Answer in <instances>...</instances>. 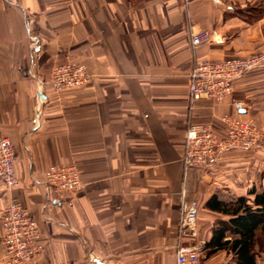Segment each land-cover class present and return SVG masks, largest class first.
<instances>
[{
  "label": "crops",
  "instance_id": "1",
  "mask_svg": "<svg viewBox=\"0 0 264 264\" xmlns=\"http://www.w3.org/2000/svg\"><path fill=\"white\" fill-rule=\"evenodd\" d=\"M201 30L224 42L193 49L191 31ZM262 51L264 0H0V138L15 147L19 180L16 189L0 181V219L13 201L32 213L41 250L27 264H176L185 201L197 208L196 239H239L218 206L243 197L252 205L250 191L264 187V148L230 149L185 176V135L192 119L223 137L224 116L264 132V66L221 102L191 104L189 76L197 59ZM69 63L91 79L57 91L51 71ZM52 165L75 166L81 187L64 195L47 187ZM1 240L0 222L6 264ZM201 264L237 257L230 245L212 246Z\"/></svg>",
  "mask_w": 264,
  "mask_h": 264
},
{
  "label": "built area",
  "instance_id": "2",
  "mask_svg": "<svg viewBox=\"0 0 264 264\" xmlns=\"http://www.w3.org/2000/svg\"><path fill=\"white\" fill-rule=\"evenodd\" d=\"M191 46L197 49L204 43H223L224 38L210 30L191 31ZM264 66V51L246 57L224 60L197 59L190 73V103L202 99L224 101L233 92L236 81L249 71ZM35 77L34 73H30ZM91 75L83 64L55 66L48 80L57 91L77 88L89 83ZM235 103V102H234ZM226 134L215 135L211 129L189 120L185 135L182 165L185 176L192 168H208L221 155L234 148H264V132L248 120L224 116ZM15 147L8 137L0 138V181L9 189L19 187L15 172ZM45 184L59 195L78 190L81 180L73 165H52L44 174ZM198 212L195 203L183 202L178 224L176 264H201L205 243L196 239ZM2 245L6 264H27L41 247L37 244L40 232L32 213L20 202L10 203L1 215ZM188 239H191L189 241Z\"/></svg>",
  "mask_w": 264,
  "mask_h": 264
},
{
  "label": "trees",
  "instance_id": "3",
  "mask_svg": "<svg viewBox=\"0 0 264 264\" xmlns=\"http://www.w3.org/2000/svg\"><path fill=\"white\" fill-rule=\"evenodd\" d=\"M250 194L255 195L252 205L248 204V199L243 197L234 207L232 204H219L218 206V209L229 212L225 214L232 216L228 230L232 234L240 235V238L223 243L220 242V239L215 241L213 239L205 246L207 249L212 246L223 248L230 245V249L237 257V264H257L256 256L259 253H264V187L261 192H257L253 188ZM224 227L227 229L226 225ZM225 228L223 229L225 230ZM256 245L259 246L258 250H255Z\"/></svg>",
  "mask_w": 264,
  "mask_h": 264
},
{
  "label": "rangeland",
  "instance_id": "4",
  "mask_svg": "<svg viewBox=\"0 0 264 264\" xmlns=\"http://www.w3.org/2000/svg\"><path fill=\"white\" fill-rule=\"evenodd\" d=\"M7 189H9V188L7 187Z\"/></svg>",
  "mask_w": 264,
  "mask_h": 264
}]
</instances>
